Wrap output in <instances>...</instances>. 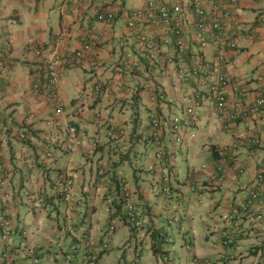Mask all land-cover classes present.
<instances>
[{
  "label": "crops",
  "instance_id": "0c3cea01",
  "mask_svg": "<svg viewBox=\"0 0 264 264\" xmlns=\"http://www.w3.org/2000/svg\"><path fill=\"white\" fill-rule=\"evenodd\" d=\"M163 1L186 2L159 0ZM145 3L0 0V60L9 58L11 64V78L0 90V117L5 119L0 127V212L9 213L13 222L11 244L19 251L14 252L12 264H61L74 243L80 245L81 255L87 250L93 253V264H128L139 248L143 250L140 264H178L173 261L178 251L186 264H195L191 261L194 254L219 258L221 253L230 264H264V227L253 234L249 215L231 222L227 218L230 208L247 196L264 164V143L255 147L246 143V138L264 135V106L226 127L211 98V85L222 75L227 78L223 87L231 110L264 97V84L260 86L257 79L264 69V0H204L210 19L229 12L243 30L236 49L219 48L210 39L204 55L216 75L187 81L177 74L168 48L145 51L137 32L129 27L133 12ZM110 12L115 15L113 22L99 18ZM185 15L190 45L199 49L194 16L188 8ZM154 27L145 28L155 36ZM96 33L100 40L89 59L57 67L56 100L49 94L32 93L38 75L39 84L46 82L45 66L33 47L46 54L70 56ZM134 61L142 64L141 72L131 69ZM148 78L163 90L162 100L146 87ZM96 83L103 85L104 92L94 99L90 89ZM195 95L202 101L199 122L192 129L184 128L187 144L175 149L169 121L174 116L185 120ZM82 105L83 111L79 109ZM59 107L61 113H57ZM153 116L166 122L163 160L155 157ZM72 125L78 128L80 144L67 149ZM26 127L36 135L32 142L18 137ZM224 146L237 148V156L222 150ZM47 149L53 150L58 163L45 156ZM244 160L248 167L240 174L236 164ZM219 161L225 165L223 181L218 179ZM104 165L106 174L100 176L97 169ZM166 174L176 193L168 200L160 181ZM120 175L133 188L139 212L155 235L138 236L125 222L124 206L114 192ZM63 176L73 177L75 197L84 199V204L72 210L61 192ZM153 198L155 205L151 206ZM254 208L260 207L256 204ZM166 216L176 224L169 230L162 227ZM110 223L117 225L112 234L106 233ZM225 229L237 236L229 246L222 244ZM175 232L181 237L173 238ZM89 237L109 247L87 249L83 243ZM3 246L0 235V250Z\"/></svg>",
  "mask_w": 264,
  "mask_h": 264
},
{
  "label": "clouds",
  "instance_id": "9594fccd",
  "mask_svg": "<svg viewBox=\"0 0 264 264\" xmlns=\"http://www.w3.org/2000/svg\"><path fill=\"white\" fill-rule=\"evenodd\" d=\"M148 0H146V3L145 5H143L142 7L136 9L135 11L137 10H140L142 8H145L146 4H147ZM154 4L155 6H161V5H166L168 8H172L174 7V5L177 3V4H180L181 3V6H182V13L180 12L179 13V16L181 17V26H182V31H183V36H185L187 42H188V46L189 48H187V50L184 52V55H183V61H181L178 56L175 55V49L172 47V46H167L163 39H162V30H163V23L161 22H158V23H151L150 20H149V17L146 16L147 13L145 14V16L142 18V20L140 22H138L139 24V27H140V30H136L134 28H130L135 30L137 32V37H138V41L139 43L142 45L141 47H143V49L147 52H150V53H154V52H158L160 51L162 48H168L170 50L169 52V58L171 60L172 63H174L175 65V69H176V72L177 74H179V76L187 81L189 79H191L192 77H201V78H205L206 80L210 79V77L215 74V68L213 65H211V63L208 62V60H206V56L204 55V49L207 48H200V43L197 39V33H196V25H195V22L197 21L196 20V13L194 12L193 10V7L190 5V0H186L185 3L182 4L181 1H175L174 3H170V2H159V0H154ZM232 2H235V0H232ZM203 3H204V0H203ZM204 7L207 11V15H208V10H207V7L206 5L204 4ZM185 8H188L193 16H194V32H195V40L198 42V48L199 49H194L192 48V46L190 45V42H189V39L187 37V34H186V15H185ZM134 11V12H135ZM133 12V13H134ZM112 14V18L111 20H107L106 18ZM133 15V14H132ZM132 17V16H131ZM114 18H115V15L114 13L110 12L108 13L106 16H105V20L108 21V22H113L114 21ZM208 19L210 21H212V19L209 18V15H208ZM215 19V18H213ZM219 22L222 26V31L228 29V30H236L237 31V38L239 37V34H240V31L243 30L241 24H237L234 19L231 17V14L229 12L227 13H224L223 14V18L222 17H219ZM130 20V19H129ZM128 25H129V21H128ZM147 25H155L154 27V32L156 33L155 36L151 35L147 30H146V26ZM171 28V27H170ZM143 31L147 34V36L152 40L154 41V43L156 44L154 49H148L144 43H143V40L141 39V34H140V31ZM169 34H171L174 38L177 37V34L175 32L174 29H170L168 30ZM97 41H95V38H97ZM210 39L212 38H209V44H210ZM100 40V34L96 33L95 35H93L92 38H90L89 40H86L82 47L78 50H76L72 55L70 56H62L60 54H57V53H52V54H46L41 48L39 47H33L32 49L34 50V53L36 54V56H38L40 59H41V62L42 64L45 66V79H46V82H42L41 85H42V90L39 89V87H37L36 83H39L37 82V78L39 77V75L37 76V78L35 80H33L32 82V93L36 96H40L42 93H44L45 95H50L51 99L53 100H56L57 99V90H56V84L58 82V76H57V67L60 65V64H68L70 62H75V61H79V60H82V59H89L90 58V51L93 49V46L94 45H97L98 42ZM213 42L215 43V45L217 46V43L214 39H212ZM90 45V48H88V50L85 51V55L83 57H80L78 55V52L85 49L86 45ZM208 44V45H209ZM218 47V46H217ZM238 47V43H237V46L235 48H232V49H236ZM219 48H229V47H219ZM39 51V52H37ZM129 54H127L126 57H128ZM1 58V56H0ZM0 62H3L5 64V77L2 79V82L0 83V90L3 88L4 85H6V83L10 80L11 78V73H10V69H11V64H10V59L8 58L7 60H0ZM130 63V62H129ZM130 67L133 71L135 72H141L143 70V66L142 64H140L139 62H131L130 63ZM197 66L199 68L198 72H194L193 68ZM181 70H184V72H188L189 75L188 76H185ZM204 70H207V74L204 73ZM42 75V74H40ZM260 75V74H259ZM259 75L257 76V79L258 81L260 82L259 80ZM54 79V83L53 84H50V80L51 79ZM222 78L225 80V83L227 81V78H225L224 75L220 76L219 77V81L217 82H213V84L211 85V98L212 100L215 101V109L217 111V114L218 116L220 117V119L223 121L224 125L227 127V126H230L231 124L237 122V121H241L243 119H246L250 116H246V117H242V118H239L238 120L236 121H233V122H226L222 119V117L220 116L219 114V111H218V107H217V100H216V97H215V93H214V88L217 87L219 88L220 90H222L224 92V95H225V98H226V101H227V105L229 107V111L230 113L231 112H234L235 110H231L230 109V105L228 103V100H227V96H226V91L223 87V85L225 83H222ZM41 79V78H40ZM151 79V80H150ZM153 78H148V80L146 81L147 84H146V87L148 88H154V90L156 91V96L158 94L159 98H164V92L163 90H159L158 86L156 85L155 86V83L154 81L152 80ZM97 85H100V88L99 90H96V86ZM36 86V87H35ZM35 87V89H34ZM38 91V92H37ZM37 92V93H36ZM102 92H104V89H103V85L101 83H96L91 89H90V94H92L93 98L95 99L98 95H100ZM261 98H264V97H261ZM198 105H202V101L201 99L198 97V95H195L194 96V102L188 106L186 108V114L187 115H190L192 112L189 111L190 108H193V111H194V107L195 106H198ZM247 105V104H245ZM243 105V106H245ZM241 106V107H243ZM262 106H260L261 108ZM259 108V109H260ZM81 111H83L85 108L84 106H80L79 108ZM62 112V108L59 107L57 109V113H61ZM178 118V116H174L171 118L170 121H176ZM194 125H196L198 122H199V115H196L194 117ZM154 120H158L159 122V125L156 126L155 123H154ZM169 121V122H170ZM166 122H164L159 116H153L151 118V121H150V125L152 127V138H154V143L155 145L157 146V149H156V157L159 159V160H163L166 156V151H165V139L163 137V127H164V124ZM72 127H75L76 128V133L73 135L72 134V131H71V128ZM22 134H24L25 136H22ZM263 135V134H260V136ZM18 137L19 139H25L27 140L28 142H32L36 139V135L34 134V132L26 127V128H23L21 131L18 132ZM69 144L67 145V149H72V148H75L77 145L80 144V139H79V135H78V128L77 126L75 125H72L69 127ZM247 140V139H246ZM175 141V140H174ZM176 143V142H175ZM247 143V141H246ZM264 143V142H263ZM97 145V143H95ZM248 144V143H247ZM249 145V144H248ZM263 145V144H262ZM249 146H252V147H255V146H261V145H249ZM226 146H224L222 148V150L225 148ZM229 149H228V152H230V148L229 146H227ZM95 148V147H94ZM233 149V148H232ZM237 149V148H236ZM238 150V149H237ZM225 151V150H224ZM48 152H51V155L48 154ZM226 152V151H225ZM238 154V152H237ZM237 154L235 156H237ZM45 156L51 160L54 164L58 163V160L57 158L55 157L54 155V152L52 149H47L45 151ZM246 161V160H244ZM220 164H223V167L222 168H219V165ZM106 166H102V167H99L97 169L98 171V174L101 176V175H105L106 174ZM261 168V167H260ZM217 170L220 172L219 176H218V179L219 181H223L224 178H225V165H224V162L222 161H219L217 163ZM236 170L240 173V174H244L247 170H245V172H241L240 171V168L239 166H237ZM222 177V178H221ZM221 178V179H220ZM169 176L166 174L163 176V178L160 180L161 181V185H162V190L164 192H167L168 194V198L169 199H173L174 198V191L173 189L171 188L170 186V183H169ZM0 181H2V179L0 178ZM61 185H62V189H61V192L63 193V198H64V202L66 205H68V208L70 210H72L75 206L77 205H82L84 204V199L82 198H76L75 197V193L72 189L73 185H74V179L73 177L71 176H63L62 180H61ZM254 184V183H253ZM253 186V185H252ZM252 186L250 188V190L252 189ZM166 188H169V192L166 190ZM249 190V192H250ZM114 192L117 194V196L120 198V201L122 203V205L124 206V213H123V217L125 219V222L132 228V230L135 232L136 235L138 236H143V235H147L151 232V228L149 227V225L145 222L144 218H142V215L141 213L139 212V209L137 207V202H136V198H135V194H134V190L133 188L130 186L127 178L124 176V175H120L119 178H118V181L115 183V187H114ZM248 192V194H249ZM247 194V196H248ZM246 196V197H247ZM176 197V196H175ZM245 197V198H246ZM244 198V199H245ZM76 199H79V200H76ZM128 199H129V203H128ZM243 199V201H244ZM242 201V202H243ZM241 202V203H242ZM241 203H239V205H234L230 208V211L228 213V220L231 222L233 220H236L238 217L242 218L244 215H249L250 216V220L253 221L255 223L256 221V214L257 212L261 211V212H264V209L262 207H264V205H260V203H255L254 206L257 204L259 205L260 208H257L255 209L254 206L253 208L249 211V213H245L241 210ZM237 208L240 210V212L237 214V213H233V210ZM130 212L133 213L134 216L137 217V219L141 222L142 224V229L139 230L135 225L134 223L132 222L131 220V217H130ZM1 213H4L5 216L7 218H9L10 222H11V231H10V234L8 236V238H4L3 235H2V232H1V228H0V235H1V238L2 240L4 241V246L3 248L0 250V257H1V260H2V264H12L13 263V254L15 251H19V249H16L14 248V246L11 244V237H12V234H13V222H12V219L10 218L9 216V213L8 215L6 214V211L4 212H0ZM113 226V228H112ZM116 227L117 225L115 223H110L107 227V231L106 233H114V231L116 230ZM250 232L253 233V234H257L259 233V230L262 228L260 226H255L254 227H250ZM232 232L231 231H228V230H224L222 232V236H225L227 237L229 235V240H231V234ZM223 242V245L227 244L225 241H222ZM83 245L85 246V248L87 249H90V248H94V250L96 248H100V249H107L109 247V245L107 243H99L97 240H94V238H86V240L84 241ZM187 248L188 249H191L192 245H187ZM226 246V245H225ZM8 247L10 248L8 250ZM72 250H76V256L78 257V260H75L76 262H82L84 264H93L91 263V260L93 261V253L90 252L89 250H87L85 252V254L81 255L79 250H80V245H76L75 243L72 245ZM140 249H136L132 258L129 260V263L128 264H140L142 260V256L139 252ZM65 257L64 256V259L62 261L61 264H63L64 260H65ZM200 257L199 256H196L194 254V259H193V262H197L198 259ZM220 261H225V254H222L220 255Z\"/></svg>",
  "mask_w": 264,
  "mask_h": 264
},
{
  "label": "built area",
  "instance_id": "2783aa9c",
  "mask_svg": "<svg viewBox=\"0 0 264 264\" xmlns=\"http://www.w3.org/2000/svg\"><path fill=\"white\" fill-rule=\"evenodd\" d=\"M154 0H148L145 8H142L140 10H137L133 13L132 17L129 20V26L131 28H134L136 30H140L138 22L142 20V18L145 16L149 17V20L151 23H163V30H162V39L164 43L167 46H172L175 49V55L178 56V58L183 61V55L184 52L189 48L188 42L183 36L182 31V19L179 16V13H182V6L180 4H175L173 9L168 8L166 5L161 6H155ZM190 5L193 7L194 12L196 13V33H197V39L200 43V48H205L209 44V38H212L216 41L218 47H229V48H235L238 43L237 38V31L236 30H224L222 31V26L219 22L218 18L212 19L210 21L208 19L207 11L204 7L203 0H190ZM100 19H104L105 16L103 14L99 15ZM112 14H110L106 19L111 20ZM171 27V28H170ZM174 29L177 37L174 38L171 34H169L168 30ZM141 39L143 40L144 45L148 49H154L155 43L152 41L145 32L142 30L140 31ZM98 37L95 38V41H97ZM90 48V45H86L85 49L78 52V55L80 57H83L85 55V51ZM39 52V51H37ZM194 72H198L199 68L195 66L193 68ZM182 73L185 76H188V72H184V70H181ZM5 64L3 62H0V83L2 82V79L5 77ZM204 73L207 74V70H204ZM260 80V86H263L264 84V69L259 75ZM54 83V79L52 78L50 80V84ZM222 83H225V80L222 78ZM100 85L96 86V90H99ZM38 92V91H37ZM36 92V93H37ZM215 97L217 100V107L220 116L222 119L226 122H233L238 120L239 118L254 115L259 111L260 106H264V98H259L255 100L254 102H251L243 107L238 108L234 112L229 111V107L227 105V101L224 95V92L220 90L219 88H214ZM190 112H193V108L189 109ZM154 123L156 126L159 125L158 120H154ZM264 125V123H263ZM72 134L74 135L76 133V128H71ZM22 136H25L22 134ZM247 143L249 145H262L264 142V135L261 136H254L250 138H246ZM228 147L226 146L223 150L228 151ZM238 150L236 148H230V153L232 156H235L237 154ZM49 155H51V152H48ZM239 166L241 172H245L246 168L248 167L247 161L237 162L236 164ZM223 164L219 165V168H222ZM222 178V177H221ZM220 178V179H221ZM166 190L169 192V188H166ZM260 203V205H264V164L262 167L257 171L254 179V184L252 186V189L250 190L248 196L244 199V201L241 203V210L245 213H249V211L253 208L255 203ZM129 203V199H128ZM240 210L235 208L233 210V213H239ZM130 217L134 225L141 230L142 224L137 219L136 216L133 215L132 212H130ZM256 220L264 221V212H257L256 214ZM0 228L3 237L6 239L8 238L10 231H11V222L9 218L5 216L4 213L0 214ZM113 228V226H112ZM229 238V235L227 236ZM10 248L8 247V250ZM76 253V250H73ZM224 261H222L221 264H223ZM63 264H84L81 261L76 262L75 261V255L71 252L68 255H66L65 260ZM225 264V263H224Z\"/></svg>",
  "mask_w": 264,
  "mask_h": 264
},
{
  "label": "rangeland",
  "instance_id": "374dc122",
  "mask_svg": "<svg viewBox=\"0 0 264 264\" xmlns=\"http://www.w3.org/2000/svg\"><path fill=\"white\" fill-rule=\"evenodd\" d=\"M151 89H154V88H151ZM162 90V89H161ZM156 99L157 100H162V98H159V96H158V94H157V96H156ZM201 106L202 105H198V106H195L194 107V111L190 114V115H186L187 117L185 118V120L182 118V117H178L177 118V120L176 121H170L169 122V133L172 135V137L174 138V140H175V142H176V145L177 146H175V149H179V148H182L184 145H185V143H186V138H184V128L185 127H187V128H189V129H192V127H194L195 125L193 124L194 123V117L196 116V115H199V111H200V108H201ZM182 120H183V122H182ZM191 131V130H190ZM191 138H194L195 137V134L194 133H192L191 132V134L189 135ZM196 140V139H195ZM207 141H209V139H207ZM202 140H199V138H198V141H197V143L199 144V145H201L202 144ZM187 144V143H186ZM202 148V147H201ZM208 152H210V154H212V152H211V150L210 151H208ZM205 154H207V153H205ZM155 157H156V152H155ZM179 160H180V163H182V165L184 166V169H186V164L184 163V159H183V157L182 156H180L179 158H178ZM203 159V158H202ZM185 164V165H184ZM191 190H192V192H193V188H192V186H191V188H190ZM188 190H189V187H188ZM187 190V191H188ZM192 192H189L190 194L192 193ZM174 193V198H175V196H176V193L175 192H173ZM165 194L167 195L168 193L167 192H165ZM195 194L196 195H198V191H195ZM168 196V195H167ZM167 198V200L169 199L168 197H166ZM154 199L155 198H153L152 199V201H151V203H150V205L151 206H154L155 205V202H154ZM162 199H163V197H161L158 201H162ZM172 209H175L174 207L172 208ZM167 218H168V216H166L165 218H163V221H164V224H162V227H164L165 228V230H169L170 228H171V226L174 224V222H172V220H170V221H168L167 220ZM178 218V217H177ZM171 222V223H170ZM174 225H176V224H174ZM254 225L255 226H260V227H264V221H260V220H256L255 221V223H254ZM188 232H191L192 233V229L190 228V227H188V226H185L184 227ZM47 235H49V232H45ZM198 233V232H197ZM163 234H166V233H163ZM172 237L174 238V237H181L177 232H175V233H173L172 234ZM252 237H254V236H252ZM248 239L249 238H245L244 239V242H247L248 241ZM117 251H114L112 254H115V256L117 255V253H116ZM180 256V252L178 251V255H177V257L176 258H174V262H178V264H180V263H182V264H186L185 262H186V260H185V258L184 257H179ZM193 259H194V255H192L191 256V261H193Z\"/></svg>",
  "mask_w": 264,
  "mask_h": 264
},
{
  "label": "trees",
  "instance_id": "16d2710c",
  "mask_svg": "<svg viewBox=\"0 0 264 264\" xmlns=\"http://www.w3.org/2000/svg\"><path fill=\"white\" fill-rule=\"evenodd\" d=\"M39 78V77H38ZM37 78V79H38ZM36 85H37V87H39V89L40 90H42V85L41 84H39V83H36ZM36 87V86H35ZM35 87H34V89H35ZM4 118L3 119H1V117H0V127H1V122H4ZM22 141H25V142H28L27 140H25V139H21ZM214 153H216V154H218L215 150H214ZM151 232H152V230H151ZM150 232V233H151ZM149 233V234H150ZM152 235H155V231H153L152 232ZM231 235V240H229L227 237H225V236H222V241H225L227 244H225L226 246H229V245H231L232 243H234L235 241H236V237L237 236H234V233H231L230 234ZM237 235V234H236ZM222 244H223V242H222ZM225 245H223V246H225ZM140 249V248H139ZM73 253L74 255H75V260H78V257L76 256L77 254L71 249V248H69L66 252H65V256L66 255H68L69 253ZM139 252L140 253H142L143 252V250L142 249H140L139 250ZM141 256H143L142 254H141ZM92 261V260H91ZM140 261H142V260H140ZM226 261V260H225ZM222 262L220 261V258H218V255L216 256V257H214V258H211V257H200L199 259H198V261L197 262H195V264H221ZM230 264V260H228V261H226V262H223V264ZM134 264H136V263H134Z\"/></svg>",
  "mask_w": 264,
  "mask_h": 264
}]
</instances>
